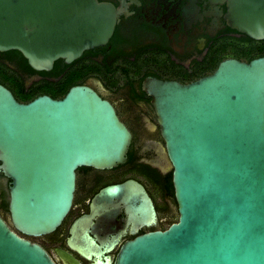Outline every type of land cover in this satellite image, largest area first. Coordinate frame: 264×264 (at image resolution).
<instances>
[{
    "label": "water",
    "instance_id": "95a60500",
    "mask_svg": "<svg viewBox=\"0 0 264 264\" xmlns=\"http://www.w3.org/2000/svg\"><path fill=\"white\" fill-rule=\"evenodd\" d=\"M232 2L254 6L256 25L264 21V0ZM116 22L113 5L98 0H0V52L18 51L48 72L104 46ZM142 90L172 169L178 220L126 242L113 264H264V58L224 60L186 85L147 78ZM130 142L113 106L87 86L24 104L0 85V173L10 181L12 225L0 216V264H55L21 235L55 231L71 208L76 169L121 165ZM133 183L104 189L98 201ZM91 215L70 230L82 255L95 244L83 230Z\"/></svg>",
    "mask_w": 264,
    "mask_h": 264
},
{
    "label": "flooded vegetation",
    "instance_id": "af4514ba",
    "mask_svg": "<svg viewBox=\"0 0 264 264\" xmlns=\"http://www.w3.org/2000/svg\"><path fill=\"white\" fill-rule=\"evenodd\" d=\"M98 1L113 5L117 12L108 42L70 64L60 59L59 68L53 65L48 72L57 69L60 77L83 76L78 85L93 89L113 106L131 142L121 165L77 168L71 208L61 224L49 234L24 237L41 246L55 264H103L106 258L113 264L126 242L164 231L178 220L172 169L151 98L142 90L145 79L186 85L212 74L224 60L248 63L264 58V21L256 25L254 6L243 9L232 0ZM259 13L264 18V7ZM40 79L31 77L26 85ZM128 181L134 182L132 190L98 201L104 189ZM9 186L1 176L0 216L5 222ZM139 186L144 195L137 192ZM89 215L83 230L95 244L82 255L74 248L75 241L69 242L70 230L78 218Z\"/></svg>",
    "mask_w": 264,
    "mask_h": 264
},
{
    "label": "trees",
    "instance_id": "16d2710c",
    "mask_svg": "<svg viewBox=\"0 0 264 264\" xmlns=\"http://www.w3.org/2000/svg\"><path fill=\"white\" fill-rule=\"evenodd\" d=\"M59 62L60 60L54 63V68H59ZM56 71L57 69L51 72L34 71L18 51L0 52V85L11 89L20 103H29L41 95H49L53 99L63 98L72 86L80 84L83 80V76L60 77ZM31 77L41 79L27 86L26 82ZM6 222L12 227L10 220Z\"/></svg>",
    "mask_w": 264,
    "mask_h": 264
}]
</instances>
